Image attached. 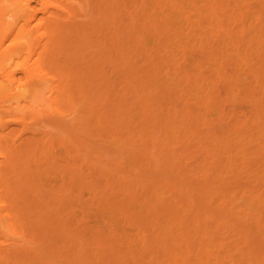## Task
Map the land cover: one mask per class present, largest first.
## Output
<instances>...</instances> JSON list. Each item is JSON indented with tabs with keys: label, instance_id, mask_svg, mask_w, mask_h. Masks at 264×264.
<instances>
[{
	"label": "bare ground",
	"instance_id": "6f19581e",
	"mask_svg": "<svg viewBox=\"0 0 264 264\" xmlns=\"http://www.w3.org/2000/svg\"><path fill=\"white\" fill-rule=\"evenodd\" d=\"M22 180L42 264H264V0H0L4 237Z\"/></svg>",
	"mask_w": 264,
	"mask_h": 264
},
{
	"label": "rangeland",
	"instance_id": "374dc122",
	"mask_svg": "<svg viewBox=\"0 0 264 264\" xmlns=\"http://www.w3.org/2000/svg\"><path fill=\"white\" fill-rule=\"evenodd\" d=\"M236 106L238 109L239 107L240 109H244L245 107V105L241 102L237 103ZM11 127L19 129L20 125L16 122H11ZM17 132L19 131L17 130ZM194 162L190 161V164L192 163V167L193 165L196 166ZM23 182L24 181L22 180L14 185L10 184L18 190L15 193L16 200L17 196H21L24 192L25 197L23 202H21V198H18L15 209L13 207L10 208L12 220L15 225L13 232L7 237L0 234V240H5V243L10 248L7 252L0 253V264H3L2 260L4 257L7 259L5 264H42L39 262V249L40 244L44 242L43 239H45V237L42 234V229L39 224L40 215L43 212L42 207L39 204L40 197L37 196L35 191L28 189L29 187L24 185ZM86 200H88V194L84 191L82 201ZM89 212L84 213L85 221L89 224H94L95 214L92 211ZM79 213L83 216L81 211Z\"/></svg>",
	"mask_w": 264,
	"mask_h": 264
}]
</instances>
